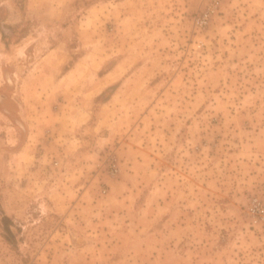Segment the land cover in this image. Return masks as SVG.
I'll return each instance as SVG.
<instances>
[{
    "label": "rangeland",
    "instance_id": "obj_1",
    "mask_svg": "<svg viewBox=\"0 0 264 264\" xmlns=\"http://www.w3.org/2000/svg\"><path fill=\"white\" fill-rule=\"evenodd\" d=\"M207 5L0 0V264H264V0Z\"/></svg>",
    "mask_w": 264,
    "mask_h": 264
},
{
    "label": "built area",
    "instance_id": "obj_2",
    "mask_svg": "<svg viewBox=\"0 0 264 264\" xmlns=\"http://www.w3.org/2000/svg\"><path fill=\"white\" fill-rule=\"evenodd\" d=\"M226 0H208V5L202 11V13L196 18V23L200 27H206L210 24L214 15L218 12L221 5ZM119 169L117 168V164H112V175H117ZM246 215L248 217L250 226L256 229H260L263 232L264 239V197L256 195L252 197L250 200L247 209Z\"/></svg>",
    "mask_w": 264,
    "mask_h": 264
},
{
    "label": "trees",
    "instance_id": "obj_3",
    "mask_svg": "<svg viewBox=\"0 0 264 264\" xmlns=\"http://www.w3.org/2000/svg\"><path fill=\"white\" fill-rule=\"evenodd\" d=\"M11 225H12V222L10 220L9 217L3 215L2 217V227L4 229V232H5V237L8 241H10V239L13 237V233L11 231Z\"/></svg>",
    "mask_w": 264,
    "mask_h": 264
},
{
    "label": "crops",
    "instance_id": "obj_4",
    "mask_svg": "<svg viewBox=\"0 0 264 264\" xmlns=\"http://www.w3.org/2000/svg\"><path fill=\"white\" fill-rule=\"evenodd\" d=\"M129 173V172H128ZM122 179H123V177H122ZM161 179V178H160ZM161 231H163V230H161Z\"/></svg>",
    "mask_w": 264,
    "mask_h": 264
}]
</instances>
